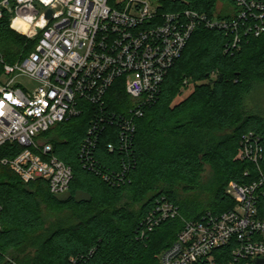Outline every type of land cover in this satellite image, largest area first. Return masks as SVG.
Wrapping results in <instances>:
<instances>
[{"label": "trees", "instance_id": "trees-1", "mask_svg": "<svg viewBox=\"0 0 264 264\" xmlns=\"http://www.w3.org/2000/svg\"><path fill=\"white\" fill-rule=\"evenodd\" d=\"M159 1L164 11L193 9L209 16L216 14L218 1L233 3ZM229 16L226 12L219 15ZM10 18L11 13L4 9L0 53L6 62L14 63L35 47V41L13 30ZM241 37L240 45L232 47L230 33L199 25L168 71L156 100L136 120L135 133L126 146L120 141L118 116L129 115L134 101L124 78L115 80L102 107L80 100V114L43 134L54 155L72 168L69 190L90 193V201H59L48 181L25 182L0 163V264H7V258L18 264H160L159 254L184 229L183 219L196 221L208 212L220 215L233 210L236 201L226 193L229 182L259 180L257 166L238 157L245 135L253 133L260 138L263 156L259 164L264 172V117L244 112L245 96L254 82L264 83V34ZM185 80L193 83V90L175 102L183 93ZM100 111L113 116L114 122L105 123L103 131L96 133L86 161L81 153ZM228 130L231 132L225 133ZM20 151L19 145L6 143L0 147V156L13 158ZM206 163L220 172L212 201L206 206L180 201L176 185L182 184L187 191L199 190ZM127 194L139 203L137 210L118 205ZM257 194L258 217L264 219V184ZM163 197L179 207L182 218L167 219L146 231L142 221ZM43 203L68 213L46 228ZM237 246L233 240L215 249V264H233ZM254 261L249 259L250 264Z\"/></svg>", "mask_w": 264, "mask_h": 264}, {"label": "built area", "instance_id": "built-area-1", "mask_svg": "<svg viewBox=\"0 0 264 264\" xmlns=\"http://www.w3.org/2000/svg\"><path fill=\"white\" fill-rule=\"evenodd\" d=\"M230 4L226 11L230 16L219 17L193 9L164 11L160 2L151 0H52L50 4L2 0L0 17L4 9L9 11L11 28L34 40L35 47L14 63L6 62L0 53V147L9 143L21 148L13 158L0 156V163L25 182L48 181L55 195L69 191L72 168L54 155L43 134L80 114V100L102 107L115 80L124 78L134 107L129 115L118 116L119 137L123 146L129 144L136 120L156 100L168 71L199 25L230 33L232 47L240 45L241 34H264V0H233ZM48 9L51 17L46 15ZM41 18L45 21L42 27ZM19 77L35 84L24 86ZM112 118L105 111L96 114L81 153L84 160L91 155L96 133L103 131L105 123L113 124ZM108 146L113 149L112 144ZM262 156L260 138L245 135L238 157L257 166L259 180L229 182L226 193L236 201L233 210L220 215L208 212L196 221L183 219L184 229L159 254L160 264H215V249L233 240L238 243L233 264L264 259V219L258 217L257 209V191L264 184L259 164ZM177 217H181L179 207L163 197L142 225L152 231ZM7 264L18 263L7 258Z\"/></svg>", "mask_w": 264, "mask_h": 264}, {"label": "rangeland", "instance_id": "rangeland-1", "mask_svg": "<svg viewBox=\"0 0 264 264\" xmlns=\"http://www.w3.org/2000/svg\"><path fill=\"white\" fill-rule=\"evenodd\" d=\"M151 1L154 3L160 2L159 0H151ZM231 7H232L231 4L228 2L218 1L215 12L219 16L220 14L228 11L229 8L231 9ZM19 80L24 86H27V87H30L33 84H35L25 79V77H19ZM184 84L185 86L183 88V93L182 95L176 98L175 102H178L179 100L185 98L193 90L194 86L192 82L188 83V81L185 80ZM244 112L246 114L256 113L264 117V83L254 82L253 88L245 96ZM229 132L231 131L228 130L225 133H229ZM219 175H220V172L217 170L216 167H214L210 163H206L204 166V171L200 176L199 190H196L195 192L191 190L187 191L182 184L176 185V191L178 193L179 200L180 201L182 200L192 201L193 200V201H197L198 203L206 206L207 203L212 201L214 188L216 187V185L219 183V180H220ZM118 205L127 207L129 209H133V210H137L139 208V203L135 202L132 195L130 194H127L124 197V199L120 201ZM42 209H43L44 216L46 219V228L51 227L53 222L57 221V219H59L60 217L68 213L67 210H61L60 208H53L51 206H47L44 203L42 204Z\"/></svg>", "mask_w": 264, "mask_h": 264}, {"label": "water", "instance_id": "water-1", "mask_svg": "<svg viewBox=\"0 0 264 264\" xmlns=\"http://www.w3.org/2000/svg\"><path fill=\"white\" fill-rule=\"evenodd\" d=\"M46 15L47 17H51L52 10L48 9ZM55 198L59 201H67L70 198H74L77 202H82L90 201L92 197L90 193L83 190H77L74 194L69 190L63 194H56ZM254 264H264V259H255Z\"/></svg>", "mask_w": 264, "mask_h": 264}, {"label": "clouds", "instance_id": "clouds-1", "mask_svg": "<svg viewBox=\"0 0 264 264\" xmlns=\"http://www.w3.org/2000/svg\"><path fill=\"white\" fill-rule=\"evenodd\" d=\"M42 3H44V4H50V3H52V0H42ZM53 6H55V5H53ZM27 19L29 21H31L32 17H28ZM44 23H45V21L43 20V18H41L40 26L42 27ZM12 26L15 27V23Z\"/></svg>", "mask_w": 264, "mask_h": 264}]
</instances>
